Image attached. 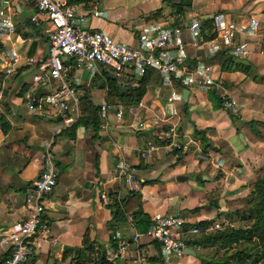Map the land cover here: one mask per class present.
<instances>
[{
	"label": "crops",
	"instance_id": "1",
	"mask_svg": "<svg viewBox=\"0 0 264 264\" xmlns=\"http://www.w3.org/2000/svg\"><path fill=\"white\" fill-rule=\"evenodd\" d=\"M8 1L6 13L14 29L0 35V120L4 128L0 126V230L4 235L24 216L25 191L39 172L47 149L57 170L56 184L47 196L43 214L49 233L36 235L30 264H69L64 251L79 247L85 232L109 256L115 249L114 230L126 240L127 251L120 258L108 260V264H159L158 244L145 232H138L134 211L113 219L109 207L113 198L128 200L131 191L138 194L141 211L149 221L155 215L177 214L191 224L203 222V227L224 220L232 227L225 214L242 207L256 171L264 166V136L249 122L255 113L259 114L260 98L264 95L255 89L262 83L242 72L223 70L221 53L208 58L204 49L186 46L190 60L211 63L213 79L221 89L168 85L157 72L148 69L138 100L145 108L138 111L137 117L125 115L122 121H116L111 114L107 128L102 130L84 122V118L92 116V106L96 107L97 122L101 103L111 109L134 105L129 103L127 88L136 86L143 74L135 77L134 83L125 84L105 71L77 68L67 59V77L76 101L75 110L66 113L74 122L66 126L61 114L51 107H44L41 112L28 111L24 99L28 92L42 96L54 86L52 81L32 80L34 74L44 70L49 21L36 13L32 1ZM176 2L100 0L94 5L87 2L73 7L80 27L104 31L129 45L136 44L140 28L154 23L185 26L193 19H211L217 12L237 23L255 18L259 21L257 32L241 35L238 40L247 42V54L242 60L252 65L255 73L264 75V0H185L186 5L181 7ZM184 38H188L186 31ZM10 50L17 54L15 60H9ZM28 57L34 62L27 63ZM111 79L117 90L110 87ZM170 89L180 97L168 104ZM212 91L224 96L232 106L214 108ZM69 104L73 108V102ZM171 107L179 131L198 142L201 151L208 155L207 160L196 158L191 150L158 153L147 159L137 157V150L153 141L154 133L150 129L135 130L129 124L138 118L146 121L155 114L168 113ZM213 157L219 159V167L214 166ZM119 162L133 171L136 188L130 189L116 175ZM103 197L111 202L105 204ZM215 231L218 230L207 233ZM135 234L138 238L133 242ZM189 247L195 254L174 257L173 264H199L197 248ZM7 253L6 245L0 242V261Z\"/></svg>",
	"mask_w": 264,
	"mask_h": 264
},
{
	"label": "built area",
	"instance_id": "2",
	"mask_svg": "<svg viewBox=\"0 0 264 264\" xmlns=\"http://www.w3.org/2000/svg\"><path fill=\"white\" fill-rule=\"evenodd\" d=\"M22 1H32L36 13L43 14L50 24L46 34L48 47L44 70L34 74L32 80L36 83L52 81L54 84L52 90L42 96L28 92L24 96L26 107L31 112H41L44 107H51L61 114L66 126L74 122L66 113L75 110L76 101L74 88L67 77V59H71L77 68L85 67L90 72L105 71L125 84L134 83L135 77L141 76L146 69H151L168 85L175 83L183 88L195 86L218 90L221 85L213 79L211 63L200 59L190 60L186 46L204 49L208 58L225 53L242 59L247 54V42L238 40V37L254 35L259 27V21L255 18H251L247 23H237L226 20L223 13L217 12L211 16L209 37H205L201 31L200 22L193 19L185 26H162L154 23L140 28L136 35V44L129 45L114 40L104 31L80 27L75 20L74 7L67 5L65 0ZM98 1L100 0H88V4L94 5ZM8 6V0H0V35L9 34L14 29L12 19L6 13ZM95 14L102 15V12ZM30 19L34 21L35 17ZM184 31L187 33V39L184 38ZM262 47L264 49V45ZM16 56L17 54L10 50L9 60H15ZM26 61L34 62L32 57H28ZM179 97V94L170 89L166 102L170 104ZM69 101L73 102V108ZM224 105L231 107L232 103L225 102ZM144 108L142 102L128 106L117 105L112 109L108 104L101 103L96 113V128L105 130L111 114L116 121H122L125 115L137 117L138 111ZM160 114H155L146 121L138 118L129 124L135 130L150 129L154 133V140L147 141L144 147L137 150V157L147 159L158 153L191 150L196 158L208 159V155L201 151L196 140L184 136L179 131L177 123L173 120L175 110L172 107L168 113ZM212 161L215 167H219L217 157H213ZM116 166V175L123 178L130 189L136 188L133 171L122 162ZM56 178L57 170L53 157L47 149L42 157L39 172L25 191L24 216L6 235L0 230V242L6 245L8 251L0 264H30L34 255L36 235L39 232L44 235L49 233L43 214L47 196L55 186ZM104 202L107 204L111 200L104 199ZM227 227H230L227 220L214 223L210 227H199L188 223L180 215L166 214L152 217L144 234L158 244L159 264H173V258L183 254V249L189 247V241L203 233ZM112 237L115 240V249L109 256L106 255L107 260L120 258L127 251V242L118 230H114ZM137 238L138 234L133 235L132 241L136 242ZM51 241L53 242V239Z\"/></svg>",
	"mask_w": 264,
	"mask_h": 264
},
{
	"label": "trees",
	"instance_id": "3",
	"mask_svg": "<svg viewBox=\"0 0 264 264\" xmlns=\"http://www.w3.org/2000/svg\"><path fill=\"white\" fill-rule=\"evenodd\" d=\"M176 1V0H172ZM88 0H66L67 5L86 4ZM185 0H177L176 5H186ZM201 31L205 37H209L211 19L200 21ZM224 56L222 69L225 71H239L250 77L251 80L264 83V75H259L253 70V66L237 59L231 55L221 53ZM148 74L146 69L136 86L127 88L130 102L136 104L143 94L144 76ZM110 79V76H107ZM110 87L117 90L115 81H109ZM119 91V90H118ZM127 97V96H126ZM210 100L214 108L223 107L226 102L225 97L219 96L215 91L210 94ZM95 108H91L92 116L84 118V122L96 127ZM236 117V114H230ZM251 122V121H249ZM1 129L4 130L0 120ZM206 146V145H205ZM262 169V170H261ZM262 171L251 183L246 201V208L234 210L226 213L230 221H237L242 225L237 227H227L212 233H203L196 239L189 241L188 246L195 249L201 247L214 248L215 258L205 259L200 257L199 264H264V166L259 169ZM128 200H116L113 198L109 205L113 213V219L123 217L129 210L134 211L133 220L138 232H145L150 225L149 219L142 213L140 208L139 196L131 191ZM131 203V204H130ZM205 223L198 222L194 225L203 227ZM218 251H222L218 254ZM69 257V264H108L106 255L101 246L90 238L89 233L85 232L79 247H69L64 251V257Z\"/></svg>",
	"mask_w": 264,
	"mask_h": 264
},
{
	"label": "rangeland",
	"instance_id": "4",
	"mask_svg": "<svg viewBox=\"0 0 264 264\" xmlns=\"http://www.w3.org/2000/svg\"><path fill=\"white\" fill-rule=\"evenodd\" d=\"M259 85H261V84L259 83ZM255 90L258 91V92H261V93L264 95V83H262V85L259 86V87H258L257 89H255ZM257 97H259V95H257ZM260 99H261V107H260V109H259V114L256 115V113H255V116H254L251 120H249V121H251L250 124L253 125V127H254L257 131H259V133H261V134L264 136V98L261 97ZM251 104H252V103H251ZM261 170H262V169H261ZM261 173H262V171H260V172L256 171V173H255V175H254V179H255L258 175H260ZM246 201H247V199H245V201L243 202L242 207H241L239 210L242 211V209L246 208ZM231 223H232V224H231L232 227H237V226H239V225H242V224H240V223L237 222V221H231ZM196 250H197L198 254H199L201 257H204L205 259L215 258V256L213 255L214 248H205V249H203V248H201V247H198ZM221 253H222V251H218L217 256H218L219 254H221Z\"/></svg>",
	"mask_w": 264,
	"mask_h": 264
},
{
	"label": "water",
	"instance_id": "5",
	"mask_svg": "<svg viewBox=\"0 0 264 264\" xmlns=\"http://www.w3.org/2000/svg\"><path fill=\"white\" fill-rule=\"evenodd\" d=\"M183 253L184 254H192V255H194L195 251L192 248H190V247H186V248L183 249Z\"/></svg>",
	"mask_w": 264,
	"mask_h": 264
}]
</instances>
